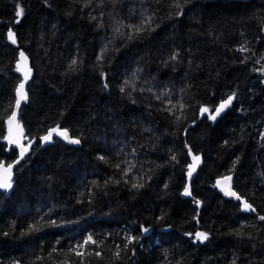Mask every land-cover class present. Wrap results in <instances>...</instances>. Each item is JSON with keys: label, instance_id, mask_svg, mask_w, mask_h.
Returning <instances> with one entry per match:
<instances>
[{"label": "trees", "instance_id": "1", "mask_svg": "<svg viewBox=\"0 0 264 264\" xmlns=\"http://www.w3.org/2000/svg\"><path fill=\"white\" fill-rule=\"evenodd\" d=\"M19 48L34 145L0 190V264H264V0H0V163ZM57 126L80 143L44 142Z\"/></svg>", "mask_w": 264, "mask_h": 264}, {"label": "snow or ice", "instance_id": "2", "mask_svg": "<svg viewBox=\"0 0 264 264\" xmlns=\"http://www.w3.org/2000/svg\"><path fill=\"white\" fill-rule=\"evenodd\" d=\"M177 7H179V5H177ZM24 14V10L23 8H19V10L16 12V16L17 17H22ZM18 22V21H17ZM118 30V29H117ZM141 29H137V31H140ZM8 39L11 40V42L13 44H15L16 41V34L12 31L8 32ZM244 48H241L240 51H244ZM20 58H21V62L23 63V66H21V63L17 64V71H21L24 72V82H21L18 87L15 90V107L19 108L21 101H26L28 99L27 93L25 91V83L27 82V80L30 77L31 74V69L27 68V57L25 56V54L21 51L20 52ZM76 62L73 61V64H75ZM127 83V82H126ZM124 89L122 88L121 91H123ZM159 98V97H158ZM234 95L233 96H229L225 101L221 102L219 107H217L214 111V114L212 112V110H210L208 107H202L200 112L201 115H203L204 113H209V118L211 120H216L217 116H219L228 106L231 105L233 99H234ZM15 119V113H12L11 117L9 118V124L11 125L12 120ZM10 133H11V128H10ZM53 133L59 135L60 137H62L64 140L69 141L70 143H74V144H79L80 140L79 139H74L69 137L68 132L66 129L61 130L58 126L56 128H53L51 130H49L48 134L41 137V139L44 142H48L52 139ZM9 143L11 144H16L19 148H20V158L22 159L23 156L25 155V153L28 151V148L31 147V142L29 143V145L26 147L25 145H23L20 142V139L17 138H9ZM99 159L101 160H105V157L100 156ZM173 159H175V157H173ZM193 160L194 162H198L200 160L199 156H193ZM16 163H19V160L16 161ZM195 163L193 165L189 166V177H191L192 171L195 169ZM12 167L13 165H8L7 167H5L2 163H0V188L3 189H10L12 187ZM117 167H119V165H117ZM231 177H225V181H230ZM218 185L221 186V190L225 192L226 195L228 196H232L235 197L237 200H241L242 201V205H243V209L245 211H252L255 212V208H253V206L248 203L247 200H243L242 197H240L235 191H233L231 189L230 184L228 185H224L222 184L220 181L217 182ZM134 188L136 187H143L142 184H133L132 185ZM184 194L185 195H191V192L189 191V189L186 187L184 190ZM197 203H199V201H197ZM261 221H264V216H259L258 217ZM51 223H55V221H52ZM35 230V226H33L32 228L29 229V231ZM144 232H147L148 229L144 228L143 229ZM7 233H5L6 235ZM195 238L201 242L206 241L208 239V234L206 232H196L195 233ZM127 241L129 243L135 242L137 241L139 238L138 237H134V236H129L126 238ZM89 242L95 244L96 241L92 240V237L89 236L88 239L86 241H84V244L82 245H77V248H82L84 247V245L88 244ZM55 251V249H54ZM73 251L75 252V254L77 256H82L83 253L76 251L75 249H73ZM96 255H100L99 252L96 253ZM120 250L118 249L115 252V256L117 258H120ZM233 264H235V262H233Z\"/></svg>", "mask_w": 264, "mask_h": 264}, {"label": "water", "instance_id": "3", "mask_svg": "<svg viewBox=\"0 0 264 264\" xmlns=\"http://www.w3.org/2000/svg\"><path fill=\"white\" fill-rule=\"evenodd\" d=\"M17 41V40H16ZM15 45L16 46H19V42L17 41L16 43H15ZM23 52L24 54H25V56L27 57V68H29V69H31V74H30V77H29V79L27 80V82L25 83V91H26V93H27V96H28V92H27V87H28V84L30 83V81L32 80V78H33V75H34V68H33V66H32V61H31V58L29 57V55L26 53V51L23 49V48H19V55H18V60H17V62H16V68H17V64L18 63H21V66H23V63L21 62V58H20V52ZM20 75H21V77H22V80L20 81V83L21 82H24V72H21V71H17ZM19 83V84H20ZM226 100V99H225ZM225 100H223V101H225ZM28 101V99L26 100V101H21V104H20V106H19V108H16L15 107V104H14V108H13V111H12V113H15V119L14 120H12V123H11V125L9 124V118L11 117V115L6 119V134H5V141L7 142V144H8V147L9 148H11V147H16L17 149H18V156H17V158L15 159V160H13V161H11V162H6V161H3V162H1L5 167H7L8 165H13V167H12V180H11V182H12V187L10 188V189H3V188H0V190L1 191H5L6 192V194L9 196L11 193H12V190H13V188H14V176H15V168H16V166L17 165H19L20 163H21V161L28 155V153L30 152V150H31V148H32V146L34 145V140H29V136L27 135V133H26V128H25V126H24V124H23V122L20 120V118H19V116H20V110H21V108H22V106H23V104L24 103H26ZM223 101H221V102H223ZM220 102V103H221ZM220 103L215 107V109L217 108V107H219V105H220ZM232 104V103H231ZM231 106V105H230ZM230 106H228L219 116H217V118H216V120L217 119H219V118H221L223 115H225L226 113H227V111H228V109L230 108ZM215 109L212 111L213 112V114H214V111H215ZM10 128H11V133H10ZM61 130H64L65 128H60ZM51 130V129H50ZM67 130V132H68V135H69V137H71V138H74V139H76L75 137H73L71 134H70V132H69V130L68 129H66ZM49 132V131H48ZM48 132L47 133H45L43 136H45V135H47L48 134ZM42 136V137H43ZM54 136H58V137H60L59 135H57V134H55V133H53V136H52V139H53V137ZM19 138L20 139V142L23 144V145H25L26 147L29 145V143L31 142V147H29L28 148V151L25 153V155L23 156V158L21 159L20 158V148L16 145V144H11V143H9V138ZM63 141H65L66 143H68V144H74V143H70L69 141H67V140H64L62 137H60ZM51 139V140H52ZM50 140V141H51ZM49 142V141H48ZM17 160H19V163H16V161ZM194 173H195V169L192 171V174H191V177H188V182H187V188L189 189V191L191 192V180H192V178H193V176H194ZM228 176H230L231 177V180L230 181H225V177H228ZM218 181H220L222 184H224V185H228V184H230V186H231V189L233 190V191H235L240 197H242L235 189H234V186H233V175L232 174H227V175H224V176H221V177H219L217 180H216V187H217V189L224 195V197H226V198H229V199H236L235 197H232V196H228V195H226L225 194V192L224 191H222L221 190V186L220 185H218ZM192 195V194H191ZM191 195H188V196H191ZM242 199L243 200H245L243 197H242ZM237 200V199H236ZM199 206H200V203H199Z\"/></svg>", "mask_w": 264, "mask_h": 264}]
</instances>
